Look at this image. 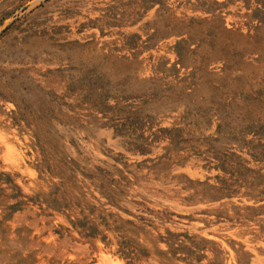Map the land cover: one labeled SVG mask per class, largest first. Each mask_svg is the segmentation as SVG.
<instances>
[{
	"label": "rangeland",
	"instance_id": "1",
	"mask_svg": "<svg viewBox=\"0 0 264 264\" xmlns=\"http://www.w3.org/2000/svg\"><path fill=\"white\" fill-rule=\"evenodd\" d=\"M0 264H264V0H0Z\"/></svg>",
	"mask_w": 264,
	"mask_h": 264
}]
</instances>
